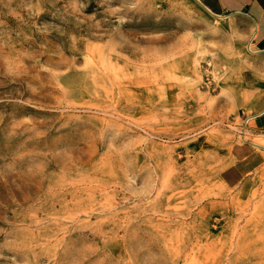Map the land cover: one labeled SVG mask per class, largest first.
I'll return each mask as SVG.
<instances>
[{"label": "rangeland", "instance_id": "obj_1", "mask_svg": "<svg viewBox=\"0 0 264 264\" xmlns=\"http://www.w3.org/2000/svg\"><path fill=\"white\" fill-rule=\"evenodd\" d=\"M247 29L196 0H0V264H264Z\"/></svg>", "mask_w": 264, "mask_h": 264}, {"label": "crops", "instance_id": "obj_2", "mask_svg": "<svg viewBox=\"0 0 264 264\" xmlns=\"http://www.w3.org/2000/svg\"><path fill=\"white\" fill-rule=\"evenodd\" d=\"M208 13L215 17L241 19L247 24L249 34L248 50L253 49L252 57L264 65V0H196ZM249 109L245 123L253 136L264 140V91ZM253 145V144H252ZM257 148L264 147L254 144ZM251 154L245 158L247 165L252 164ZM245 165V166H247ZM246 171L239 165H231L222 171L221 178L227 187H235L245 177Z\"/></svg>", "mask_w": 264, "mask_h": 264}, {"label": "bare ground", "instance_id": "obj_3", "mask_svg": "<svg viewBox=\"0 0 264 264\" xmlns=\"http://www.w3.org/2000/svg\"><path fill=\"white\" fill-rule=\"evenodd\" d=\"M249 53H252L250 50H247ZM254 145V144H253ZM256 145V144H255Z\"/></svg>", "mask_w": 264, "mask_h": 264}, {"label": "snow or ice", "instance_id": "obj_4", "mask_svg": "<svg viewBox=\"0 0 264 264\" xmlns=\"http://www.w3.org/2000/svg\"><path fill=\"white\" fill-rule=\"evenodd\" d=\"M217 3H218V0H217Z\"/></svg>", "mask_w": 264, "mask_h": 264}]
</instances>
